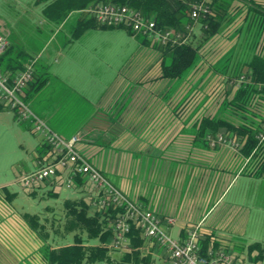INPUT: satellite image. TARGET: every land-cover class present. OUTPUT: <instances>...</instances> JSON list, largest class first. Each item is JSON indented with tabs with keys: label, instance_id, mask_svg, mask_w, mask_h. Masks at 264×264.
<instances>
[{
	"label": "crops",
	"instance_id": "crops-1",
	"mask_svg": "<svg viewBox=\"0 0 264 264\" xmlns=\"http://www.w3.org/2000/svg\"><path fill=\"white\" fill-rule=\"evenodd\" d=\"M231 4L227 16L230 22L224 23L216 36L228 38L226 31L236 33L230 37L237 54L240 44L251 40L252 31L258 30L264 19L255 17L249 5L237 0ZM32 6L39 8L43 17L38 36L46 37L44 46L35 59L22 63L21 53L11 54V44L1 68L13 79L23 67L37 65L40 82H48L30 92L27 104L39 110V114L34 113L65 130L62 137H80L78 150L93 165L102 162V153L113 152L112 181L134 203L159 215L176 240H186L191 231L198 229L204 254L226 252L238 264H264L263 167L253 154L200 156V139L190 135L197 122L191 120L183 125L180 78L163 76L162 52L144 45L142 38L130 36L125 29L82 31L80 13L56 24L43 16L42 7ZM3 28L0 35L8 40L12 36L21 39L23 33L17 34L12 26L1 34L6 27ZM223 57L216 59L221 65L230 59ZM208 63L211 62L205 65ZM227 76L230 75L222 76L225 82ZM223 87L226 89L225 84ZM2 106L0 102L4 118L12 111ZM195 109L192 106L189 113ZM15 120L19 124L24 121L18 114ZM183 129L189 132L193 146L197 145L191 157L183 156ZM28 130L38 144H31L30 159L20 166L22 172L13 183L18 191L8 189L12 197L0 198V264H47L48 246H59L43 239L27 221L28 215L44 219L45 213L38 207L46 198L26 196L17 181L54 158L53 152L46 151L44 139L34 134L32 125ZM124 150L126 163L120 162V152ZM85 185L90 186L87 181ZM90 190L86 199L95 214L99 207L91 186ZM54 192L59 193L54 197L57 200L70 197L62 196L68 190L61 185ZM17 194L25 196V202L37 212L28 211L25 205L15 206ZM44 209L50 211L48 207ZM253 244L259 245L262 256L259 247L251 249ZM143 249L155 264H168L165 251L154 242L145 240Z\"/></svg>",
	"mask_w": 264,
	"mask_h": 264
},
{
	"label": "trees",
	"instance_id": "trees-1",
	"mask_svg": "<svg viewBox=\"0 0 264 264\" xmlns=\"http://www.w3.org/2000/svg\"><path fill=\"white\" fill-rule=\"evenodd\" d=\"M232 1L210 0L208 5H210L211 14L202 16L197 21L191 19V11L194 4L200 3L201 0H34L33 5L42 7L43 16L56 24H60L71 14L80 13L82 31L89 30V28L99 30L125 29L130 36L142 38L144 45L147 44L160 50L163 56V76L176 79L182 78L195 65L198 52L203 45L215 37L223 24L228 22L227 16ZM102 4L127 5L129 8L141 12L144 17L153 19L159 29L175 31L178 35L171 36L166 44H154L147 39V36L135 35L130 29L123 26H101L97 23L96 18L87 11ZM249 4L255 17L260 20L264 19V9L259 6L255 7L252 3ZM10 47L4 56L0 57V69L2 71L1 67L5 57L9 55L8 52L12 48ZM27 67L33 68V79L24 91L25 95L22 96L26 103L29 102L31 91H37L48 82L47 80L40 82V78L34 71V64L23 67L21 72L25 71ZM247 69L249 71L247 78L250 79L251 83H245L246 86H241L234 98L237 103L251 92L254 94L264 92V56L254 55L247 65ZM3 73L9 75L7 70ZM8 77L10 78V75ZM236 79L237 77L234 76L231 80ZM221 129H224L227 138L236 139L239 142L240 147L237 153H243L247 157L253 154V157L258 159L263 167L261 171L264 170V141L262 143L257 139L260 131L249 125H233L222 118L205 117L198 128L200 141H205L204 144L210 146V138H215ZM44 147L46 151L51 152L50 146L46 143H44ZM75 180L72 189L66 188L64 178L59 177L38 183L35 185L36 187H32L30 190L32 192L27 193L26 191L28 196L37 197L39 191L42 190V185L48 183L51 186L61 185L70 194V197L63 203V215L59 218L50 219L46 216L42 219L39 215L27 216L28 223L38 235L46 241L52 243L55 241L56 245H59L54 247L50 244L48 246L47 264H155L150 255L144 254L143 248L146 239L135 225L132 226L128 234L130 239L128 248L125 250L115 248L113 243L116 235L113 220L118 217L121 211L112 207L109 210L99 208L95 214L91 213V208L86 199L88 192L85 182L87 180L82 176ZM7 190L5 189L8 198L12 197V194ZM50 190V193H53L54 188L52 187ZM52 195H55V192ZM48 222L51 223V228L48 227ZM53 230L55 236L51 238V231ZM256 247L259 245L253 244L251 249ZM259 249L260 256H262L261 248L259 247Z\"/></svg>",
	"mask_w": 264,
	"mask_h": 264
},
{
	"label": "rangeland",
	"instance_id": "rangeland-1",
	"mask_svg": "<svg viewBox=\"0 0 264 264\" xmlns=\"http://www.w3.org/2000/svg\"><path fill=\"white\" fill-rule=\"evenodd\" d=\"M33 1L34 0H0V27H6H4L5 30L4 32H1V34H4L5 32L7 33L8 30L10 31V26H12V29L15 30L17 34L21 35L23 33L21 35V39L17 40L13 36V39H10L13 46L11 54L13 56H18L19 53H21L22 55L19 57V60L22 63L33 60V58L35 59L38 56V52L43 48V41L46 38L44 35L38 36V29L42 30L40 24L43 22V17L41 16L39 8L32 6ZM237 1L240 4L249 6H251L249 3H252L253 6H259L264 9V0ZM227 21L230 22V20ZM254 31L251 33V40H247L244 44H240L239 49L241 50L237 54L234 52L237 50V47L231 44L232 37H230L234 36L236 33L226 31L225 33L229 35L228 38H225L224 36L220 37L219 35L213 37L205 43L202 49L198 52L195 65L191 67L182 78H180L181 99L179 100L182 108L180 117L183 125H185L184 122L189 124L191 120H196L197 123H195V128H192V131H190V135L191 133L192 136L195 134L194 138H200L198 128L205 117L214 119L222 118L227 120L229 123L238 126L249 125L260 131L259 134L262 132L261 130L264 124V92L261 94H254L251 92L250 94H247L239 103L234 100L241 86H246L245 83H251L250 79L247 78V74H249L247 65L251 61V57L253 55L264 56V24L260 25L259 29ZM68 33L69 31L65 32L63 35L66 36ZM17 34L14 36H18ZM171 35L174 37L175 35L177 36L178 33L174 31L171 32ZM147 39L149 38L147 37ZM149 41L154 44L158 43L150 39ZM218 56L229 57L230 59H228L227 63L221 65L218 61H216ZM123 61L124 59L119 61V63ZM207 61H210L211 63H208L209 65H205ZM37 68L38 67L36 65L34 71H36V75L38 76ZM55 69H57V67H55ZM55 69L53 68V72H55ZM226 74H229L230 76H227L225 82L222 76H225ZM234 76L237 77V79L232 81L231 79ZM224 84L226 89L223 87ZM209 100L211 102L210 104ZM192 106L196 109L194 112H192V110L191 113H189V109ZM82 107L84 108L86 105ZM31 110L39 114V110L32 106ZM15 114H17V112L12 111L4 118L0 115V198H8L5 190H2L3 188L10 190L18 189L17 185L15 186L13 183H15L22 172L20 166L22 163H25L30 159V154L28 153H31V144H38V139L34 138L28 130V125L31 126V123L28 121H23L20 124L17 123V120H15ZM40 117L41 119L43 118V116ZM42 120L56 133L64 134L65 130L64 132L63 130H60V128L54 124L52 120H47L46 118ZM182 132L184 134L182 147L183 156L191 157V153L197 152V150H192L196 149L197 145L195 144L193 146L194 142L188 138L190 135L186 129H183ZM168 133L169 131H167L166 134ZM169 135L170 134H168V136ZM220 135L226 136L224 129H221L217 136ZM41 138L44 139L43 137ZM204 143L205 141H200L198 143L200 156L237 153V151H234L231 147L223 144L217 147H212L211 145H205ZM208 149L213 152L206 154ZM112 153L113 152L111 151L102 153L100 158L102 156H104V158L102 157L100 160H102L103 163H94L95 165H99L100 168H102V171L110 176V179L113 178L114 169L113 164H111ZM120 154H123V159L120 160V162L125 161L126 163L127 150L121 151ZM45 185H42V190L39 191L38 195L46 199L43 200L41 206L39 205L38 208L40 209L42 207L41 209L45 213V217L47 216L50 219H56L57 217L63 215L64 200H57L54 198V196H58L59 193H55V195H52L54 191H52L53 193H50V188H55L56 186H51L48 183H45ZM86 188L87 192L90 193V186L87 185ZM31 189L32 187L24 190L29 193L32 192L30 191ZM24 193L28 196L26 192ZM15 196H19V198L16 199L17 201L14 203L15 206L25 205L28 211L37 212L36 209H32L31 206L27 204L28 199L26 198V200L25 196H22L21 194H17ZM62 196L64 198H66V196H70L69 191L63 193ZM25 200L27 202H25ZM45 207H48L51 211L46 212L44 209ZM48 227L51 228V223L49 222ZM51 236H55L54 230L51 231Z\"/></svg>",
	"mask_w": 264,
	"mask_h": 264
},
{
	"label": "built area",
	"instance_id": "built-area-1",
	"mask_svg": "<svg viewBox=\"0 0 264 264\" xmlns=\"http://www.w3.org/2000/svg\"><path fill=\"white\" fill-rule=\"evenodd\" d=\"M210 0H201L194 4L191 19L197 21L202 16L211 14ZM101 26H123L130 29L135 35L147 36L159 44H166L171 39L169 30L159 29L153 19L144 17L141 12L129 8L127 5L102 4L88 10ZM10 47V40L0 35V57ZM33 79V68L27 67L14 79L9 78L0 69V102L9 111L17 112L20 119L28 121L33 126L34 134L44 138V143L50 146L54 158L47 165L40 166L35 172L23 175L18 181L22 189L31 188L38 183L51 181L63 177L66 188L72 189L77 177H84L95 193L96 205L101 210L117 208L121 211L114 219L116 238L115 248L127 249L130 244L129 233L132 226L140 229L145 239L165 251L168 264H238L230 254H204L199 243V232L195 229L188 238L178 241L164 226V220L142 206L134 203L129 196L120 190L96 165L78 150L80 137H62L42 121L24 101L23 94ZM257 139L264 141V124ZM211 139V146L221 144L239 150V142L235 139L220 135Z\"/></svg>",
	"mask_w": 264,
	"mask_h": 264
}]
</instances>
